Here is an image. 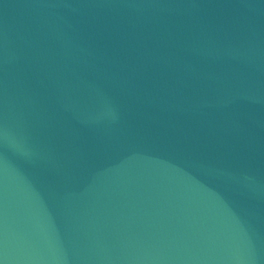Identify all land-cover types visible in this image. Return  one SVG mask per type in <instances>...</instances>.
Segmentation results:
<instances>
[{"label":"water","instance_id":"water-1","mask_svg":"<svg viewBox=\"0 0 264 264\" xmlns=\"http://www.w3.org/2000/svg\"><path fill=\"white\" fill-rule=\"evenodd\" d=\"M0 264H264V0H0Z\"/></svg>","mask_w":264,"mask_h":264}]
</instances>
